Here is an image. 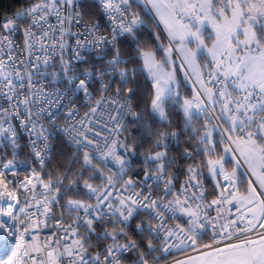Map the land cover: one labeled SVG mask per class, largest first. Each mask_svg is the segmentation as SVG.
<instances>
[{"label":"snow or ice","instance_id":"6c2138e0","mask_svg":"<svg viewBox=\"0 0 264 264\" xmlns=\"http://www.w3.org/2000/svg\"><path fill=\"white\" fill-rule=\"evenodd\" d=\"M130 255L264 264V0H23L0 19V264Z\"/></svg>","mask_w":264,"mask_h":264},{"label":"trees","instance_id":"16d2710c","mask_svg":"<svg viewBox=\"0 0 264 264\" xmlns=\"http://www.w3.org/2000/svg\"><path fill=\"white\" fill-rule=\"evenodd\" d=\"M23 3V0H0V19L5 16L6 14L13 12L15 9H17L18 7L21 6V4ZM181 75V74H180ZM182 78V75H181ZM182 147V146H181ZM70 155V153H69ZM170 155H176V152L173 151L172 153H170ZM20 159H23V157H21ZM67 159V157H65V160ZM62 163V162H61ZM187 163H192V161H188ZM57 166V162L54 161L53 162V167ZM31 165H21L20 166V175L19 177H10V179H23L26 175H28V171H26L25 169L28 168L30 169ZM183 167H187V164H185ZM138 170H139V165H138ZM181 173L183 172V168L180 169ZM183 178V175H181V180ZM208 187L211 189L212 185L211 183H208ZM201 243H206V239H204L203 241H201ZM128 264H131V255L129 256V261Z\"/></svg>","mask_w":264,"mask_h":264},{"label":"built area","instance_id":"2783aa9c","mask_svg":"<svg viewBox=\"0 0 264 264\" xmlns=\"http://www.w3.org/2000/svg\"><path fill=\"white\" fill-rule=\"evenodd\" d=\"M10 13H12V12H10ZM10 13H8V14H10ZM8 14H6V15H8ZM3 17H4V16H3ZM3 17H2V18H3ZM2 18H1V19H2ZM17 39H19V38H17ZM86 110H87V109H86L85 107H82V108H81V115H83L84 111H86ZM182 180H183V178H182ZM182 180H181V181H182ZM214 214H215V213H213V215H214ZM64 219H65V220H68V219H69V217L67 216V214H65ZM205 239H206V243L209 242L207 237H206ZM189 255H195V253H189ZM184 258H185L184 255H178V256H177V259H184ZM169 264H172V262L170 261Z\"/></svg>","mask_w":264,"mask_h":264},{"label":"crops","instance_id":"0c3cea01","mask_svg":"<svg viewBox=\"0 0 264 264\" xmlns=\"http://www.w3.org/2000/svg\"><path fill=\"white\" fill-rule=\"evenodd\" d=\"M181 75H182V73H181Z\"/></svg>","mask_w":264,"mask_h":264}]
</instances>
